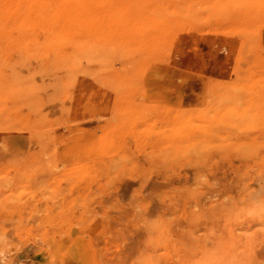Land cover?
Returning <instances> with one entry per match:
<instances>
[{"label":"rangeland","instance_id":"rangeland-1","mask_svg":"<svg viewBox=\"0 0 264 264\" xmlns=\"http://www.w3.org/2000/svg\"><path fill=\"white\" fill-rule=\"evenodd\" d=\"M0 264H264V0H0Z\"/></svg>","mask_w":264,"mask_h":264},{"label":"crops","instance_id":"crops-1","mask_svg":"<svg viewBox=\"0 0 264 264\" xmlns=\"http://www.w3.org/2000/svg\"><path fill=\"white\" fill-rule=\"evenodd\" d=\"M189 65L192 63V60L189 56H187V62ZM185 63V64H186ZM187 64V65H188ZM185 66V65H170L169 67L172 69V74L173 78L171 79L170 83L167 85L166 83L161 84L158 81H156L154 84L158 89V92H164V87L169 86L170 90L167 89L168 93L170 92V96L168 97L169 99L172 100V104L176 102H182L183 104L185 103L187 106L192 105L195 101L196 93L194 91L195 89V82L194 79H204L206 80V75L196 71L193 66ZM185 78L187 80H177L179 77ZM178 90H172L173 88H177ZM163 95V94H162ZM99 129V123L96 121L93 124V130H98Z\"/></svg>","mask_w":264,"mask_h":264}]
</instances>
